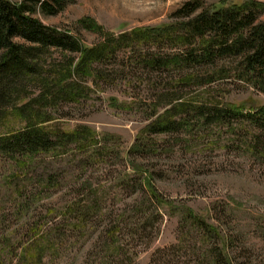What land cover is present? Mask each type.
Wrapping results in <instances>:
<instances>
[{"label": "rangeland", "instance_id": "1", "mask_svg": "<svg viewBox=\"0 0 264 264\" xmlns=\"http://www.w3.org/2000/svg\"><path fill=\"white\" fill-rule=\"evenodd\" d=\"M60 1L36 17L108 55L73 76L77 98L54 100L32 82L0 106V139L33 121L50 141L0 147V264H264V126L208 117L216 106L264 105V87L238 79L227 59L150 67L188 42L176 28L171 39H136L132 29L177 26L187 0ZM69 54L78 57L52 49L42 66ZM222 64L228 75L217 73ZM24 97L37 99L22 114ZM170 108L173 127L147 131Z\"/></svg>", "mask_w": 264, "mask_h": 264}, {"label": "trees", "instance_id": "2", "mask_svg": "<svg viewBox=\"0 0 264 264\" xmlns=\"http://www.w3.org/2000/svg\"><path fill=\"white\" fill-rule=\"evenodd\" d=\"M61 7L60 0L53 2L0 0V106L12 96L20 94L25 86L32 82L43 87L44 91L51 90L50 94L54 100L77 98L82 86L73 76L83 77L89 74L94 68H92L93 62L100 61L108 55L107 46L100 45L103 47L97 48L82 44L69 31L45 25L35 15L38 11L53 14ZM263 11L264 2L259 0L241 2L187 0L175 12L180 17L177 26L163 23L153 27L134 28L131 34L136 39H146L151 34L157 37L161 34L171 39V35L174 34L172 29L176 28L179 29V34L175 36L176 40L188 42L182 46L184 50L150 60L148 62L150 67L162 68L172 63L176 66L198 63L213 67L216 65L215 61L227 59L235 63V75L238 79L263 88L264 19H259ZM80 23L94 30L101 29L100 25L88 19L80 20ZM52 49L78 53V57L74 58L69 54L63 59L51 61L49 64L52 68L45 70L42 65L48 56L51 57ZM222 68H224L223 64L216 72L224 75ZM217 76L219 75H211L210 80ZM44 91H40L38 96L43 95ZM22 99L24 100L18 106V110L24 114L27 107L37 98ZM183 103L179 102L176 107H182ZM196 108L200 113L205 111L204 106H196ZM29 111L30 114H34L32 108H29ZM213 111L208 117H247L251 122L264 126V105L255 109L253 107L245 109L243 105L230 103L226 107L216 106ZM171 113V108L166 109L165 114L158 116V119L146 126L147 131L170 130L175 122L163 118L171 116ZM31 122H27L23 130L14 133L11 137L1 138L0 147L9 151L23 149L32 151L50 143L44 128ZM59 134L67 139L69 136H76L78 132L62 131ZM56 141L63 140L55 139ZM200 223H203L208 231L205 222ZM215 255L222 260L220 253Z\"/></svg>", "mask_w": 264, "mask_h": 264}]
</instances>
